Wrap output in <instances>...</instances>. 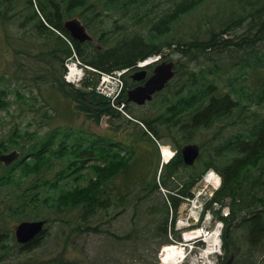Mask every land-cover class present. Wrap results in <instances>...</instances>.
<instances>
[{
    "label": "rangeland",
    "instance_id": "rangeland-1",
    "mask_svg": "<svg viewBox=\"0 0 264 264\" xmlns=\"http://www.w3.org/2000/svg\"><path fill=\"white\" fill-rule=\"evenodd\" d=\"M122 1L106 4V0H90L93 9L84 12V17H74L83 22L94 38L93 43L87 47L88 57L85 61L94 59L98 48L102 55L123 52L130 40L136 37L142 41L150 40L144 43L148 49L166 45L161 49L163 61H174L178 73L167 89L145 106L127 102L125 92L120 97L125 103L120 105L122 111L116 109L109 100L111 107L120 116L100 121L94 118L91 120L79 112L72 100L65 98L61 92L60 83L64 82L68 91L75 89L86 93L95 92L108 100L97 93L100 74L88 69L93 66L87 61L80 59L82 66L78 64V67L82 74L79 80L75 83L66 80L67 65L76 64V60L71 59L73 53L71 57H65L62 51L66 47L65 43L70 48L71 45L63 34L52 28H42L45 32L42 37L37 34L33 23L22 27L23 18L19 12L28 0H20V8L7 12L6 17L0 21V91L8 93L4 99L8 104L0 110V144L16 141L18 146L15 149L22 152L30 144L32 136L44 139L49 133L59 130L54 149L58 148L60 142L67 144V149L69 145L76 144H82L85 149L91 142L103 147L113 143L111 148L114 152L126 157L132 153L133 160L131 166L121 173L123 175L112 179L107 176L106 165L109 159L105 157L88 162L83 170H78L77 175L63 179V175L69 174L67 159H52L40 176L32 180L20 182L18 170L15 181L20 182L19 185L14 183L0 186V232L9 233L12 250V255H7V258L4 256L0 264H165L170 250L176 246L174 244H180L186 250L187 257L180 264H208L210 261L211 264H226L232 256L234 259L231 264H248L249 234L243 225V218L248 216L244 213L247 212H240L236 217L229 234L230 244L228 242L225 247L226 218L230 217L235 207L236 197L222 191L223 181L222 187L214 191L205 184L204 177L209 170L205 169L210 147L222 144L235 133H244L255 115L264 116V107L257 106L253 98L255 91L264 84V64L250 60L257 49L259 53L264 51V38L258 42L257 35L264 27L261 24L264 20V0H208L196 10L176 19L168 34L160 39L152 24L162 16L171 14L181 0H140L137 6L125 10ZM33 3L37 10L34 0ZM26 16L27 13L24 18ZM41 19L43 17L40 15L36 22ZM44 24L48 27L45 21ZM102 34L106 36L102 38ZM149 34L153 36L151 39ZM58 38L62 44L56 45ZM213 38L217 39V45L213 51H205L203 45ZM224 40L232 43L226 47ZM180 45L182 49H179ZM57 49L60 51V60L53 55ZM129 72L130 75L124 76L125 80L136 70ZM194 76H197L195 81L204 77L199 81V86H191ZM211 83L218 85L221 94H231L239 103L232 117L209 129H199L189 138L183 127L190 123V111L182 116L178 129L157 125L158 134L155 139L151 137L157 148L152 145L148 135H144L145 123L164 114V107H167L165 101L175 103L181 97L179 90L182 86L185 88L182 94L186 96L190 91L199 90ZM17 134H21L18 135L21 137H17ZM188 144L199 145L202 161L199 158L194 166L181 168L172 180L170 178V182L167 179L165 181L170 187L176 188L190 179V175H200L186 197L193 201L197 199V205L200 207L202 204L203 209H206L198 227L209 231L211 240L217 228L222 227L221 240L216 250L218 254L210 255L208 259L204 257L206 244L202 242L193 245L194 241H183L186 234L180 222L193 223L190 203L188 205L181 199L178 208H173L170 197L178 190L167 189L162 184L166 164L162 167L160 148L163 147V157L167 162L170 160L169 155L172 157L178 152V145L181 150ZM94 164L98 166L97 174L92 169ZM262 166L264 162L261 168L247 174L245 190H258L257 196L264 203V177L260 178L264 172ZM213 171L218 174L215 169ZM77 178L79 180H75ZM91 180L98 185L94 188L97 192L95 197L101 206L96 209L90 211L84 203L67 210L64 205L45 202L61 191H70L76 186L87 189ZM257 181L260 189L256 186ZM35 184H39L40 188H33ZM153 185L158 186L157 189H153ZM199 192L203 195L196 198ZM211 192L214 195L208 202ZM35 194L38 197L34 205L31 201L35 199ZM89 195L94 196L91 192L84 199ZM250 202L251 198H248L246 204ZM18 210L23 211L22 217L17 213ZM38 213L40 217H36ZM166 219L167 243L161 245L165 237L157 235ZM39 220H46L42 246L31 253L20 255L21 245L16 242L15 227L24 221ZM172 240L176 243H172ZM184 244L188 246L184 247ZM190 246L195 248L191 250ZM251 259L255 260V264H264V256L259 257L257 253H253Z\"/></svg>",
    "mask_w": 264,
    "mask_h": 264
},
{
    "label": "trees",
    "instance_id": "trees-1",
    "mask_svg": "<svg viewBox=\"0 0 264 264\" xmlns=\"http://www.w3.org/2000/svg\"><path fill=\"white\" fill-rule=\"evenodd\" d=\"M37 10H35L33 0H28L27 5L21 9L19 15L22 16L23 22H21V26L24 27L28 24L34 25V28L40 36H44V29H55L60 31L63 36L71 43L74 48L73 51L76 52L78 57L85 61V58L88 57L86 54L88 43H80L71 38L70 34L65 30L64 23L74 18L75 16L84 17L85 13L89 10L93 9V5L90 3V0H34ZM120 0H106V4H116ZM208 0H181L179 3L175 5V8L171 14H167L162 16L155 24L153 25V30L157 33V38L160 39L162 36L168 34L170 30L171 24L177 19H180L184 14L190 13L196 10L201 4ZM140 3V0H123L122 8L123 10L128 7L137 6ZM20 0H0V21L6 17L7 12H12L18 10L20 8ZM17 12V11H16ZM29 12V13H28ZM27 13L26 18H24V14ZM43 17L39 22H36V18H39L40 15ZM44 21L47 23L48 27L45 26ZM264 25V20L261 22ZM51 30V29H50ZM224 34V33H223ZM258 42L260 39L264 38V27L257 33ZM106 35L102 34V38ZM93 37V36H92ZM149 39H151L152 34H149ZM59 39V38H58ZM150 40H141L135 37V40H130L127 44V49L123 52H118L110 55H102L100 49L98 48L96 52V56L91 61H87V63L96 69L105 72H112L117 69H130L136 70L137 63L145 61L146 59L161 54V49L164 46H155L151 49H148L145 42ZM65 43V42H64ZM224 45L227 47L232 41L224 40ZM56 45L62 44L60 39L59 42H55ZM64 50H62L65 54L66 58L72 56L73 51L68 46L67 43ZM217 45V39L213 38L209 42L203 45V49L205 51H213ZM171 47V46H168ZM191 46L189 45V48ZM183 47L180 45L179 49ZM188 48V47H187ZM189 48L187 50H189ZM178 49V47H177ZM179 51V50H178ZM186 52V50H183ZM59 49L54 51V57L60 60ZM162 60L164 57L162 56ZM250 60L254 61L257 64H264V51L259 53V49L254 51L250 56ZM85 61V62H86ZM249 67L253 68L252 65ZM178 73V67L177 72ZM201 73L197 74L200 75ZM191 75V74H190ZM197 76L192 77L194 80L191 83V86H199V81L203 78L196 80ZM170 85V84H169ZM168 85V86H169ZM167 86V87H168ZM67 84L64 82L60 83L61 92L63 93L65 98H70L74 105H76L77 110L81 113H84L88 116L89 119H96L100 121L104 118H116L120 116L118 112H116L110 105L109 100H105L98 96L95 92H83L81 90L72 89L71 91L66 90ZM185 91L184 86H182L179 90V94L181 97L175 102L171 103L166 100L165 104L167 107H164V114L152 118L149 120L150 122L145 123V132L144 135H148L151 139L156 138L157 133V125L169 128H179V124L182 121V116L184 114L191 112V120L190 123H186L183 127L184 131L187 132L186 136L191 138L193 132H196L199 129H209L215 126L217 123L232 117L234 112L239 106V103L233 98L231 94H221V91L218 85L211 83L209 85L201 87L199 90L190 91L188 95L184 96L182 94ZM8 93L0 91V110L8 104L4 101ZM257 106L264 107V84L255 91V95L253 97ZM122 99V98H121ZM178 104V106H174ZM122 105L124 102L122 100ZM58 131H53L46 135L44 139H39L36 136H32L33 139L30 141L24 149H22L20 158L14 162L10 167H4L0 164V169L3 170V173L0 174V186H9L11 184L16 183L19 185L20 182L33 179L35 177H39L42 171L48 166L52 159H67L69 162V174L66 176L63 175L61 179L65 177H73L77 175L78 170H83L85 164L90 161L98 160L99 157L103 159L104 157L109 159L108 164L106 165L107 176L109 178L118 177L123 175L125 169L128 166H131L133 160L130 157L121 156L120 154L113 151L111 147H113V143H107L101 146H96V144L90 143L89 146H86L85 149L82 147V144H76L75 146L69 145V149L67 144L64 142H60L57 149H54L56 144V138L59 134ZM180 133V130L178 131ZM21 134H17V137ZM187 142H190L191 139H184ZM152 141V139H151ZM82 142V141H81ZM109 145V146H107ZM152 145L156 147V143L152 141ZM17 142H9L0 144V154L9 153L17 148ZM157 148V147H156ZM176 153L174 159L166 164V167L163 168L164 181L162 184L165 188H171L178 190L173 196H171V201L173 204V208H178L181 203L178 195L183 197H187L189 191L196 184L198 177L190 175V179H186L184 184L179 185L176 188H172L169 186L168 182L165 181L167 179L170 182V178H174V175H177V171L181 168L184 169L187 167L184 164V160L181 154V150L179 149ZM93 154V155H92ZM92 155V158L89 156ZM207 162L206 169H215L218 174L222 177L223 188L222 191L230 192L235 199V207L232 209L230 217L226 218V230L224 234V246H228V242L230 244V231L232 229V224L236 221V217L241 212L245 215L243 218V225L248 229L249 234V242L247 244L248 247V258L251 259L253 253H257L259 257L264 256V203L260 196H257L258 190L254 188H250L246 191L245 179L248 173L251 170L261 168V164L264 162V116L255 115V119L251 122L250 126L245 129L244 133H235L227 138L222 144H216L210 147L207 153ZM199 161H202L201 158ZM92 169L97 174L98 166L94 164ZM264 171V166H262ZM20 171L19 181L16 182V174L17 171ZM61 174H59L60 176ZM264 177L263 175L260 178ZM260 178H258L260 180ZM79 180V178L75 179ZM97 180V179H95ZM258 180V181H259ZM256 183V186L259 188L260 185ZM91 184L89 188L84 189L80 186H76L74 189L70 191H61L59 195L54 196V198L47 199L45 202H53V204L64 205L67 210L72 209L75 206L80 204L86 205V207L92 209H96L101 206L98 199L95 197L97 193L94 189L97 187V182L90 181ZM40 188L39 184H35L33 188ZM158 186H152L153 189H157ZM260 189V188H259ZM28 191V188L25 189ZM31 190V189H30ZM264 191V190H262ZM90 194L94 196H87L85 199L84 194ZM180 192V193H179ZM220 196V193L218 194ZM38 195L35 194V199L31 201L34 202L37 200ZM248 198H251L250 204H246L248 202ZM84 200V201H83ZM238 200V202H237ZM35 205V204H34ZM95 205V206H94ZM259 207L261 209L254 210V208ZM165 209L168 213V207L165 203ZM165 209H158V211H165ZM22 210H18V214L22 217ZM36 217H40L38 213ZM46 221V220H45ZM167 219L163 225L159 227L158 235H163L164 240L161 245L167 243V230L166 227ZM44 234H46V229L39 235H37L33 240L28 242L27 244H20L21 254H28L33 252L35 249L42 246L44 242ZM16 238V237H15ZM11 237L9 233L2 231L0 232V263L2 258L7 255H12V250L10 247ZM18 255V256H20ZM248 260V264H255V260ZM246 260V261H247ZM227 264V263H226Z\"/></svg>",
    "mask_w": 264,
    "mask_h": 264
},
{
    "label": "water",
    "instance_id": "water-1",
    "mask_svg": "<svg viewBox=\"0 0 264 264\" xmlns=\"http://www.w3.org/2000/svg\"><path fill=\"white\" fill-rule=\"evenodd\" d=\"M65 30L70 34L71 38L80 42H93L94 38L89 33L87 27L78 18H72L64 23ZM176 75V63L173 61L163 62L155 68L152 76L144 85H141L127 92V99L130 103L144 105L148 101H152L155 94L165 89L166 85ZM147 72L140 70L135 73L132 78L141 81L146 79ZM21 156L20 151L13 150L9 153L0 154V163L6 167L12 165ZM183 160L186 165L192 166L196 159L200 156V147L197 144H188L182 149ZM163 165V164H162ZM46 221H24L15 227V237L18 243L27 244L45 229ZM232 256L227 264L233 262Z\"/></svg>",
    "mask_w": 264,
    "mask_h": 264
},
{
    "label": "built area",
    "instance_id": "built-area-1",
    "mask_svg": "<svg viewBox=\"0 0 264 264\" xmlns=\"http://www.w3.org/2000/svg\"><path fill=\"white\" fill-rule=\"evenodd\" d=\"M71 59H74V53H73V58H71ZM71 66H74L75 68H77L82 74V70H80L79 67H76L74 64H68L67 65L68 74L66 76V80H67V78L71 77V71H70ZM91 70L100 74V84L96 88L97 93L106 97L108 100L112 101L113 106L116 109L122 111L123 107H121L116 102V99L121 97V95L123 93V90H124L123 75L128 71L127 70H118V71L116 70L113 73H107V72H97L94 68H92ZM80 78H81V76H80ZM210 175H214L216 177H219L218 174H216L214 171H212V172H209L204 177V180H206L208 178V176H210ZM207 186H209V185H207ZM210 187H212V186H210ZM213 189H214V191H217V189H215V188H213ZM202 195H203V193L199 192L196 194V198H200ZM213 195H214V192H211L210 193V199H208V202L212 199ZM206 200H207V198H206ZM193 202L197 203L198 200L196 199V201H193ZM189 210L191 213V217H193V223L180 222L181 224L187 225L184 227L185 234H191V236H192L191 239H193L194 245L197 243L203 242L204 244H206V246H208L207 240L210 239V241H212L211 240V233L209 231H205L204 227H201V228L198 227L200 220L203 217V213L206 209H203L202 204L200 207L197 204H195L194 206H192V204H191ZM192 212H198V217L193 216ZM172 243H176L175 240L174 241L172 240ZM194 248H195V246L192 247V249H194ZM215 254H218V252Z\"/></svg>",
    "mask_w": 264,
    "mask_h": 264
},
{
    "label": "bare ground",
    "instance_id": "bare-ground-1",
    "mask_svg": "<svg viewBox=\"0 0 264 264\" xmlns=\"http://www.w3.org/2000/svg\"><path fill=\"white\" fill-rule=\"evenodd\" d=\"M73 53H74V58H75V60H76V64H74L76 67H78V64H80V65H82V63H81V60H80V58L78 57V55L76 54V52L75 51H73ZM162 61V55L161 54H159V55H154V56H152V57H150V58H148V59H146L145 61H140V62H138L137 63V68H145V67H147V66H150V65H157L156 67H158L160 64V62ZM162 64V63H161ZM155 67V68H156ZM154 68V69H155ZM123 70H127V71H130V69H123ZM70 71H71V77H69V78H67V81H69V82H71V83H75V81H77V80H79V78H80V76H81V72L77 69V68H75L74 66H71L70 67ZM120 100H121V98L119 97V98H117L116 99V102L119 104V105H122V102H120ZM125 104V103H124ZM199 146V145H198ZM169 148V150L170 151H172L171 150V148L170 147H168ZM162 149H163V147H162ZM183 149V148H182ZM174 153V152H173ZM163 154V153H162ZM181 154H182V150H181ZM175 153H174V155H173V158H171V160H169V161H167V162H165V157H163L164 159H163V162H164V164H168V163H170L173 159H174V157H175ZM200 156H201V148H200ZM200 156L198 157V159L200 158ZM183 157V156H182ZM198 159H196V161L198 160ZM196 161H195V163H196ZM195 163L192 165V166H194L195 165ZM184 164H185V162H184ZM186 165V164H185ZM187 167H192V166H188V165H186ZM213 171V169H210V170H208V173L209 172H212ZM207 173V174H208ZM205 181V183L207 184V185H209V186H212V188H215V189H217V190H219L221 187H222V177L221 176H219V177H216V176H214V175H210V176H208V178L206 179V180H204ZM178 197L180 198V200L181 199H184L185 201H186V204H188V202L190 203V205L192 204V206H194L195 204H197V203H195V202H193V199H191L190 200V198H186V197H183V196H181V195H178ZM193 202V203H192ZM189 205V204H188ZM193 213V216H195V217H198V212H192ZM182 226H187V225H184V224H181ZM218 230H217V232H215L214 234H213V240L212 241H210L209 240V246H207V250H205L206 252H204V257H207V259L209 258V256L211 255H214L215 253H217V248L219 247V239H220V236H221V229H222V227L220 226V227H218L217 228ZM205 233V232H204ZM184 237H186L187 238V240H186V242H189V241H191V240H193V239H191L192 238V236H191V234H186V236H184ZM184 239V238H183ZM221 240V239H220ZM182 244V243H181ZM174 245H176L172 250H170V252H169V254H168V256H167V259H166V263L165 264H180L181 262H183V260L184 259H186V257H187V255L185 254V248H182L181 246H179L180 244H174ZM185 246H188L187 244H184V247ZM191 247V246H190ZM167 252V253H168ZM210 252V253H209ZM166 254V253H165ZM162 255V254H161ZM160 259L162 260V258H161V256H160ZM228 263V262H227ZM208 264H211V261L208 263Z\"/></svg>",
    "mask_w": 264,
    "mask_h": 264
},
{
    "label": "flooded vegetation",
    "instance_id": "flooded-vegetation-1",
    "mask_svg": "<svg viewBox=\"0 0 264 264\" xmlns=\"http://www.w3.org/2000/svg\"><path fill=\"white\" fill-rule=\"evenodd\" d=\"M94 41V40H93ZM85 43H88V42H85ZM91 43H93V42H91ZM164 61L162 60L159 64H161V63H163ZM168 62H170V61H168ZM174 62V61H173ZM157 66V65H150V66H147V67H145V68H137L136 69V72H133V73H131V76L130 77H127V80H125V78H124V76L125 75H130L129 73V71L128 72H126L124 75H123V78H124V91L123 92H125V93H127L128 91H130V90H133V89H135V88H137V87H139V86H141V85H144L146 82H147V80L152 76V74H153V72H154V68ZM154 67V68H153ZM95 68V67H94ZM99 70V69H98ZM135 70V69H134ZM142 71V70H145L146 72H147V76H146V79H143V80H141V81H138V80H134L133 78H132V76L135 74V73H137V72H139V71ZM130 71H133V70H130ZM176 72H177V64H176ZM176 76V75H175ZM175 78V77H174ZM173 78V79H174ZM173 79L172 80H170L169 82H168V84L166 85V87H165V89H167V86L173 81ZM164 89V90H165ZM164 90H162L161 92H158L157 94H155V96L156 95H158V94H160V93H162ZM155 96H154V98H155ZM154 98H153V100H154ZM152 100V101H153ZM152 101H148L146 104H144V105H137V104H135V103H131V104H135V105H137V106H145V105H147L148 103H150V102H152ZM120 102H122V99L120 100ZM127 102H128V99H127ZM130 103V102H129ZM158 133V132H157ZM182 150V149H181ZM171 158H173V155H172V157H170V155H169V159L171 160ZM165 162H166V159H165ZM1 164V163H0ZM2 166H4V167H6L4 164H1ZM11 166V165H10ZM10 166H8V167H10ZM7 168V167H6ZM174 194V193H173ZM173 196V195H172Z\"/></svg>",
    "mask_w": 264,
    "mask_h": 264
}]
</instances>
